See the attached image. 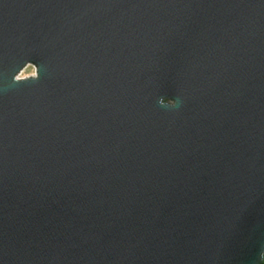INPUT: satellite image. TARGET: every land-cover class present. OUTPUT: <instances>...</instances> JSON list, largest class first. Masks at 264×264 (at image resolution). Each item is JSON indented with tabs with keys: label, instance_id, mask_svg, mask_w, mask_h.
Returning <instances> with one entry per match:
<instances>
[{
	"label": "water",
	"instance_id": "95a60500",
	"mask_svg": "<svg viewBox=\"0 0 264 264\" xmlns=\"http://www.w3.org/2000/svg\"><path fill=\"white\" fill-rule=\"evenodd\" d=\"M0 264H264V0H0Z\"/></svg>",
	"mask_w": 264,
	"mask_h": 264
},
{
	"label": "rangeland",
	"instance_id": "374dc122",
	"mask_svg": "<svg viewBox=\"0 0 264 264\" xmlns=\"http://www.w3.org/2000/svg\"><path fill=\"white\" fill-rule=\"evenodd\" d=\"M34 73L33 67L31 65H28L27 67H25L21 72L19 77L20 78H24L27 77L29 75H32Z\"/></svg>",
	"mask_w": 264,
	"mask_h": 264
},
{
	"label": "clouds",
	"instance_id": "9594fccd",
	"mask_svg": "<svg viewBox=\"0 0 264 264\" xmlns=\"http://www.w3.org/2000/svg\"><path fill=\"white\" fill-rule=\"evenodd\" d=\"M175 103H176V102H175ZM174 106H175V105H174ZM174 106H173V107H174Z\"/></svg>",
	"mask_w": 264,
	"mask_h": 264
}]
</instances>
